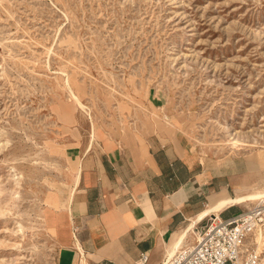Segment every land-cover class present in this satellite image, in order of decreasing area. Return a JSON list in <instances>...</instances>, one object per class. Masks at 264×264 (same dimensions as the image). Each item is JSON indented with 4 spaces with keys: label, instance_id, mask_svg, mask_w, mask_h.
Wrapping results in <instances>:
<instances>
[{
    "label": "rangeland",
    "instance_id": "rangeland-1",
    "mask_svg": "<svg viewBox=\"0 0 264 264\" xmlns=\"http://www.w3.org/2000/svg\"><path fill=\"white\" fill-rule=\"evenodd\" d=\"M153 134L264 191V0H0V264H55L83 155Z\"/></svg>",
    "mask_w": 264,
    "mask_h": 264
},
{
    "label": "crops",
    "instance_id": "crops-1",
    "mask_svg": "<svg viewBox=\"0 0 264 264\" xmlns=\"http://www.w3.org/2000/svg\"><path fill=\"white\" fill-rule=\"evenodd\" d=\"M79 166L71 199L43 214L55 264H136L143 253L147 264H161L177 233L192 222L193 235L204 228L217 214L199 215L218 201L245 195L239 183L250 178L206 166L178 134H153L137 149L105 143L101 150L88 149ZM248 202L218 215L240 214Z\"/></svg>",
    "mask_w": 264,
    "mask_h": 264
},
{
    "label": "built area",
    "instance_id": "built-area-1",
    "mask_svg": "<svg viewBox=\"0 0 264 264\" xmlns=\"http://www.w3.org/2000/svg\"><path fill=\"white\" fill-rule=\"evenodd\" d=\"M259 231L264 235V199L230 218L213 216L204 228L194 232V243L184 245L161 264H262ZM148 261L149 255L143 253L136 264Z\"/></svg>",
    "mask_w": 264,
    "mask_h": 264
},
{
    "label": "bare ground",
    "instance_id": "bare-ground-1",
    "mask_svg": "<svg viewBox=\"0 0 264 264\" xmlns=\"http://www.w3.org/2000/svg\"><path fill=\"white\" fill-rule=\"evenodd\" d=\"M71 96L74 100V104L85 109L84 104L82 103L80 98L73 91H71ZM92 137L95 138V132L94 131L92 133ZM230 145H232L234 148L238 149V148H241V146L243 145V142L238 138L232 137V138H230ZM80 170H81V168L79 166L77 171H76V175H75V179H74L75 183H77L79 180ZM72 195H73V189H71L69 200L71 199ZM262 199H264V191L255 192V193H251V194H247V195L246 194L245 195H238L235 198L228 197L226 199L221 200L220 202L218 201V203L216 205H214V206L212 205V207L208 208L206 211H204L202 214H200L198 219L202 220V219L208 217L209 215H211L213 212H215L218 215L219 212L222 209H224L225 207H227L228 205L243 204V203H246L248 201L249 202H256V201H259ZM2 212L3 211L0 210V214H2ZM194 228H195V222H192L191 224H189L187 227H185L183 230H181L179 233L176 234V238H175L174 242L172 243L171 249L168 253V256H167L168 258L171 259L178 252V250L185 245V243L189 237H192V239L194 238V235H193ZM263 238H264V235L259 231V234L257 237L258 241L259 242L262 241Z\"/></svg>",
    "mask_w": 264,
    "mask_h": 264
}]
</instances>
